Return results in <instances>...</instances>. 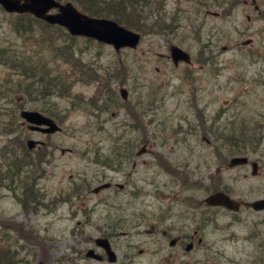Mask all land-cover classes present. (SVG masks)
Masks as SVG:
<instances>
[{
  "label": "rangeland",
  "instance_id": "374dc122",
  "mask_svg": "<svg viewBox=\"0 0 264 264\" xmlns=\"http://www.w3.org/2000/svg\"><path fill=\"white\" fill-rule=\"evenodd\" d=\"M254 1L150 3L145 9L147 20L140 21L146 24L144 32L136 30L142 34L139 46L119 52L110 45L72 37L63 28H44L34 20L31 32L25 33L16 24L29 21L0 6V52L32 57L22 66L23 72L9 65L17 57L0 62V170L4 173L0 252L10 249L13 264H110L87 258L85 253L89 248L100 252L94 238L120 219L132 229L131 238L115 236L112 244L119 256L131 254L134 264H264V211L246 205L237 212L206 211L188 205L186 199L203 200L210 192L205 186L210 185L211 175L222 179L226 190L243 202L264 198V0ZM247 40L252 42L243 45ZM172 44L190 52L191 65L174 66L169 56ZM68 55L80 58L84 68L99 74V79L79 80ZM26 66L35 76L26 75ZM42 75V81L38 80ZM104 76L110 79L109 89L102 82ZM62 79L68 91L60 87ZM17 81L34 85L20 92ZM121 87L129 92L127 101L121 98ZM130 105L140 116L127 111ZM23 108L53 114L62 131L31 132L19 116ZM232 126L258 132L261 143L248 156L259 163V175H251L250 165L228 168L238 152L219 146L222 141L216 132ZM118 136L137 142L134 153L143 145L139 142L147 139L148 153L138 159L144 160L142 165L132 170L130 161L124 162L123 173L115 176L111 167L95 163L86 167L79 153L88 152L92 158L97 152H113L120 147L114 144ZM29 138L44 142L33 158L46 152L41 165L44 174L35 177L36 202L22 192L28 167L12 173L16 170L13 159L27 152ZM62 149L72 151L62 154ZM158 153L201 187L184 188L159 165ZM79 173L106 174L125 184V191L115 200L107 198L111 191L98 196L89 193L91 203L81 206L79 195L70 191L79 185ZM22 199L26 206H36V211L26 212ZM204 219L208 222L202 223ZM199 225L203 244L196 242L189 254L163 238V230L172 236L192 235ZM140 250L143 255L138 254Z\"/></svg>",
  "mask_w": 264,
  "mask_h": 264
},
{
  "label": "water",
  "instance_id": "95a60500",
  "mask_svg": "<svg viewBox=\"0 0 264 264\" xmlns=\"http://www.w3.org/2000/svg\"><path fill=\"white\" fill-rule=\"evenodd\" d=\"M2 6L8 12L25 13L30 12L35 17L45 20L50 24H59L66 27L72 35H82L95 38L101 42L114 45L116 50L123 47L135 48L139 41L140 35L133 31L126 29L118 24V22L107 18H96L80 12L71 2L65 4L60 3L58 0H0ZM57 9V12L51 13L50 11ZM171 56L177 64L180 60L191 62L190 55L182 50L180 47L173 45L171 47ZM123 98H127V91L121 90ZM21 116L31 125L30 129L41 130L47 133H53L59 130V126L43 114L37 111L23 110ZM41 125H48L49 128H41ZM30 149L34 148L36 141L29 140L27 142ZM248 162L247 157H234L230 160L231 167L245 164ZM253 174L257 173V163H253ZM208 204L226 206L232 210H239L240 202L231 199L224 192H216L206 199ZM255 210L264 209V199L257 200L251 204ZM97 243L104 246L110 252V246L107 239H97ZM189 245L187 249L189 250ZM88 256H94V251L90 250ZM115 258H111L114 260Z\"/></svg>",
  "mask_w": 264,
  "mask_h": 264
},
{
  "label": "trees",
  "instance_id": "16d2710c",
  "mask_svg": "<svg viewBox=\"0 0 264 264\" xmlns=\"http://www.w3.org/2000/svg\"><path fill=\"white\" fill-rule=\"evenodd\" d=\"M78 7L79 5L82 7V10L89 13L93 16H105V17H113L118 22L124 24L125 26L136 29L139 31L144 32L142 28L145 24L140 23L141 15L140 13L143 11V8L138 7V3L141 6L148 5L151 3V0H72ZM128 12V14H127ZM137 14V16H136ZM23 21L27 22H20L18 26L20 30L24 31L25 33L31 32V21H36L40 23V25L46 26L44 23L39 22V20L35 19L31 15H21L19 17ZM131 18L135 19L134 21ZM22 27V28H21ZM15 57L18 58L15 62L10 63V66H18L20 72H23L22 66L25 64H29L32 60V57H26L24 55L14 56L10 53H1L0 58H3L4 62H8L10 58L14 59ZM4 58H6L4 60ZM67 62L72 63V68L75 72H79V80L83 81V79L88 78V80H92L97 77L99 79V74L92 72L88 69L84 68V65L81 59H76L72 55L66 56ZM30 67L26 66V75L30 77ZM25 74V72H24ZM82 76V78L80 77ZM40 76L38 80L42 81V77ZM55 79L53 76L52 82ZM102 82L107 86L109 84V79L107 77H102ZM60 87H63L64 91H68V87L66 85L65 79H62L60 82ZM19 86L20 92H27L29 88L33 84V81H28L25 83H17ZM261 128L259 131H261ZM256 131L251 128L244 127L243 129H237L236 127H228L221 131L220 138L223 140V145H227L228 147L235 148L236 151L240 154H247L250 152L255 145H259L261 143V138L257 136ZM31 159H34L32 153L27 150L25 154H20L13 159V165L16 168L13 171V174L20 173L21 167H28L25 171V178L22 182V191L27 194V199L36 201L37 198L33 197L34 195V186L37 181H35V177H37L38 173L35 172V168L31 165ZM38 160H41L38 158ZM4 178V173L0 170V184ZM23 201V199H22ZM32 209H35L33 205L30 206ZM26 208V206H25ZM9 249V248H8ZM9 250H2L0 252V264H13V255L10 254Z\"/></svg>",
  "mask_w": 264,
  "mask_h": 264
},
{
  "label": "flooded vegetation",
  "instance_id": "af4514ba",
  "mask_svg": "<svg viewBox=\"0 0 264 264\" xmlns=\"http://www.w3.org/2000/svg\"><path fill=\"white\" fill-rule=\"evenodd\" d=\"M119 140H124V141L129 142V146H127V147H125V146L124 147H116L115 151L110 152L108 154H101L100 152H97V154H94V156L92 158H89L90 154L88 152H81V153H79V157H81L82 159H85L86 167L90 166L92 163H95V164L101 165L104 168H108V167L113 168L114 169V171H113L114 176L119 175L120 173H123L122 169L124 166V162H127V161H130L129 164H131L132 170H136L138 165H140L144 161V160H138V159L140 157L146 155V154L141 155L138 152L133 153L132 149H133L134 143L132 141H130V138H119ZM119 149H124V152L123 153L118 152ZM178 180L180 183H182V182L185 183V180L182 181L181 178H178ZM95 183H98V185L93 186ZM101 185H106V186L110 185V186H108L104 189H101V190L97 189ZM121 186H122V188H121ZM125 187H126L125 184L118 183V181H116L114 179H109L106 174H104L102 176L97 175V177H95V176L89 177L85 173H79V203H81V206H88L89 203H91V197H90L89 193H93L97 190H98V193H94L96 196L100 195L104 191H111V194H109V196H107V198L113 199V200L118 199L120 197V194L125 191ZM99 203H100L99 200L94 202V204H96V205H98ZM199 204H200V206L202 205L201 202ZM197 208L199 209L201 207H197ZM117 223L122 224L120 219L117 221ZM202 223H204V220ZM125 227L126 226H124L122 229L121 228L113 229V227H112V230H108L105 232L108 236H106V235H103V236L107 237L110 240L111 244H112V240L115 238V236H117V237L123 236L124 238H126L128 240V238H131L130 231L132 229H127ZM139 230H140V228H136L137 232H139ZM201 230H202V227H201V225H199L197 228H194L192 230V235H187V234L182 235L181 234L179 236H172L170 231H167V230H163L162 234H163L164 239H168V240L174 239L175 240L174 247H178V246H185L187 241L195 243V239L197 237H199ZM112 247H113V244H112ZM173 252H177V251H173ZM102 253H103L102 262H109V257L107 255H105V253L103 251H102ZM138 254L143 255V250H140L138 252ZM170 256L176 257L177 254L170 255ZM119 257H121L122 260H120ZM167 260H168V258L163 259L164 262H167ZM114 263L134 264L135 260H134V257L127 252L122 256L118 255L117 261ZM167 263L168 264H174V263H169V262H167Z\"/></svg>",
  "mask_w": 264,
  "mask_h": 264
},
{
  "label": "bare ground",
  "instance_id": "6f19581e",
  "mask_svg": "<svg viewBox=\"0 0 264 264\" xmlns=\"http://www.w3.org/2000/svg\"><path fill=\"white\" fill-rule=\"evenodd\" d=\"M21 112H22V111L20 110V113H19V114H21Z\"/></svg>",
  "mask_w": 264,
  "mask_h": 264
}]
</instances>
